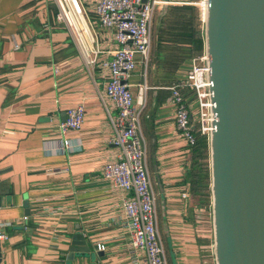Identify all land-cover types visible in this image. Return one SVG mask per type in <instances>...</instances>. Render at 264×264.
<instances>
[{"label": "crops", "instance_id": "obj_1", "mask_svg": "<svg viewBox=\"0 0 264 264\" xmlns=\"http://www.w3.org/2000/svg\"><path fill=\"white\" fill-rule=\"evenodd\" d=\"M83 2L93 18V0ZM56 12L54 0H0V264H140L143 255L128 245L120 205L131 193L102 174L119 149L110 142L109 114L116 111L101 99L108 80L101 63L118 44L112 30L94 24L104 52L87 66L66 27L55 23ZM189 67L190 59L175 71L170 64L155 77L141 132L167 263L216 264L211 199L203 205L192 199V147L176 134L165 88ZM135 70L130 89L136 96L141 77ZM76 105L84 106V120L68 133L73 151L61 152L57 124ZM79 232L102 245L103 255L91 249L71 258Z\"/></svg>", "mask_w": 264, "mask_h": 264}, {"label": "water", "instance_id": "obj_2", "mask_svg": "<svg viewBox=\"0 0 264 264\" xmlns=\"http://www.w3.org/2000/svg\"><path fill=\"white\" fill-rule=\"evenodd\" d=\"M205 1L215 263L264 264V0ZM91 249L103 255L88 234L73 235L71 258Z\"/></svg>", "mask_w": 264, "mask_h": 264}, {"label": "built area", "instance_id": "obj_3", "mask_svg": "<svg viewBox=\"0 0 264 264\" xmlns=\"http://www.w3.org/2000/svg\"><path fill=\"white\" fill-rule=\"evenodd\" d=\"M57 6L55 23L63 24L84 63L93 66L102 51L94 33V24L112 30L117 47L111 57L101 63L107 69L108 80L101 99L115 107L109 114L113 129L110 142L119 149L115 160L103 166V177L114 187L131 193L121 202L123 222L128 229V245L143 255L140 264H168L158 230L156 192L147 164V148L141 132V116L145 107L147 86L138 85L133 102L130 79L138 62L147 65L152 45L151 26L163 5L173 0H93L92 16L83 0H54ZM185 3V2H183ZM182 3V4H183ZM202 52L191 58L185 77L165 86L175 107L173 122L176 134L193 147L196 134L208 136L212 130L210 113L209 67ZM188 93L190 95H188ZM191 98V100H190ZM195 103V107L193 103ZM85 115L83 105L69 107L65 119L57 124V143L61 152L73 151L68 133L81 128ZM188 193L183 192L182 197ZM5 236L0 234V239ZM99 249H103L99 245Z\"/></svg>", "mask_w": 264, "mask_h": 264}, {"label": "trees", "instance_id": "obj_4", "mask_svg": "<svg viewBox=\"0 0 264 264\" xmlns=\"http://www.w3.org/2000/svg\"><path fill=\"white\" fill-rule=\"evenodd\" d=\"M190 9V4L170 6L162 16H158L159 25L157 27V45L155 47L157 51L156 58L166 59V61L169 59L174 71L178 69L184 61L202 53L204 44L203 34L200 35L199 32L196 34L191 25L188 30L186 29L183 33L178 31L179 29L175 30L176 27L171 26L174 22H176V24L181 22L183 25H186L187 21L183 22V19L187 18L186 16H188V10ZM167 32H177L179 34V41L176 43L178 47H175L177 58H174V53L168 55L170 58H167L164 54L165 51L163 50L162 44H171L174 40L172 37L167 39L166 35H178L176 33ZM172 83L174 82L170 84ZM188 95L190 94L188 93ZM195 134L196 143L191 150V164L193 167L189 177L192 199L196 204L203 205L210 202L209 145L206 135H201L199 132H195Z\"/></svg>", "mask_w": 264, "mask_h": 264}, {"label": "rangeland", "instance_id": "obj_5", "mask_svg": "<svg viewBox=\"0 0 264 264\" xmlns=\"http://www.w3.org/2000/svg\"><path fill=\"white\" fill-rule=\"evenodd\" d=\"M204 1L205 0H173V2H175L170 6H176V5H182L183 4H190L191 5V9L188 10V16H186L187 18L183 19V22H186V25H183V23L179 22L176 24V22H174L171 26L172 27H176L175 30L181 31V33H183V31H185L186 29L188 30L189 26L191 25L193 27V30L195 31V33L197 34L198 32L201 34H203L204 31V22H203V16H204ZM168 7L165 9V12L167 11ZM164 12V13H165ZM158 16H160V13H157L156 16L153 19L152 22V26H151V33H152V45H151V49H150V53H149V57H148V63L147 65H143L142 63H139L138 66L135 68L136 70V74L138 73L141 77V81L139 82L142 86L146 85L147 89L145 92V101L147 103V97H148V90L151 88L150 86L154 85L155 82V77L157 75H161L164 71H166L167 68H169L170 66V60L168 59V61H166V59H157L156 58V35H157V27L159 25L158 22ZM167 33H176L177 32H167ZM167 39L169 38H173L174 40L171 42V44L166 43V44H162L163 45V50L165 51V55H170L172 53H174V58H177V54H176V48L178 47L176 43H178L177 41H179V34L178 35H170L167 34L166 35ZM170 58V57H168ZM191 60V59H190ZM155 62V63H154ZM138 92V87L136 89V95ZM133 102H135V94L133 93Z\"/></svg>", "mask_w": 264, "mask_h": 264}, {"label": "bare ground", "instance_id": "obj_6", "mask_svg": "<svg viewBox=\"0 0 264 264\" xmlns=\"http://www.w3.org/2000/svg\"><path fill=\"white\" fill-rule=\"evenodd\" d=\"M205 9H206V1H204V12H205Z\"/></svg>", "mask_w": 264, "mask_h": 264}]
</instances>
